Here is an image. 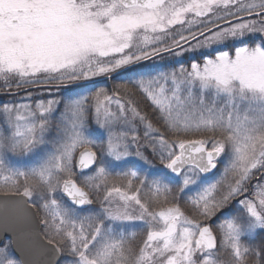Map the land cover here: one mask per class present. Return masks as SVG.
Wrapping results in <instances>:
<instances>
[{
	"label": "snow or ice",
	"instance_id": "snow-or-ice-1",
	"mask_svg": "<svg viewBox=\"0 0 264 264\" xmlns=\"http://www.w3.org/2000/svg\"><path fill=\"white\" fill-rule=\"evenodd\" d=\"M0 82V264H264V0H0Z\"/></svg>",
	"mask_w": 264,
	"mask_h": 264
},
{
	"label": "trees",
	"instance_id": "trees-1",
	"mask_svg": "<svg viewBox=\"0 0 264 264\" xmlns=\"http://www.w3.org/2000/svg\"><path fill=\"white\" fill-rule=\"evenodd\" d=\"M179 27V26H177ZM250 43L253 42V41H249ZM255 42H259V37H256L255 38ZM195 60L197 62H199L200 60V57L197 55L195 56ZM192 62V54H187L185 55L183 58H181L180 60V63L183 64L184 67L188 68L190 66V63ZM146 66L147 67H151L153 65H156L157 67H162L166 70H170L172 68H179V64L175 63V62H164L162 65L161 64H157V61L154 59L152 61H149V62H145ZM129 73L127 72H124V71H121L119 72L118 74H113L111 76V78L107 77V76H100L99 78H92V82H86V88H93V90L95 88H100V87H104L106 88L109 93L111 94V91L115 88V86L117 84H123V83H126V80L123 79L122 77H126ZM82 83H85V82H82ZM92 84V85H91ZM129 87H131V85H129ZM4 88H5V85L0 82V99H12L13 97L11 96H8V95H3V92H4ZM25 89H27V91H25ZM78 91L80 90L79 88H75V87H72V86H69L68 89H61V95H64L67 93V91ZM98 90V89H97ZM13 91H15V84L13 83ZM48 89H35L33 88L32 86H24V88H22L20 90V92L18 93V96L16 97V99H19V97H23V96H26L28 92H31L33 97L35 99H47V98H51V96H49L47 93H48ZM51 91L55 92L56 90L53 88L51 89ZM39 92H43L44 95H39L38 93ZM121 96H124L123 92H121ZM133 100L134 101H137L138 102V106L140 107V109L143 111V112H146L149 116V118L152 120L153 124L157 127H161L160 125V122L158 120H156L155 118V114L153 113V110L149 104V102H147L139 92H137L136 96L133 97ZM139 122H137L138 124ZM119 130V129H118ZM161 130L163 131L164 129L161 127ZM140 134H141V137L143 136V128L140 129ZM167 135V134H166ZM200 133H193V134H189L187 136H184L182 138H185V139H196V138H199L200 137ZM169 138H171L169 136ZM141 143H144L143 139L141 140ZM145 155L148 156V158L151 160V163L154 167V169H161L163 168V165L161 164V161L160 159L158 158V156H154L151 154V151L148 150V151H145ZM221 167V166H219ZM119 171V170H118ZM142 175V174H141ZM143 176V175H142ZM116 183L123 186L124 184L127 183L126 180H123L121 178H116ZM133 183L135 185H138V181H133ZM173 187H176V184H173ZM143 196V195H142ZM191 197L189 196L188 194H182L180 196V199H179V203L181 205V207L186 211V213L188 215H193L190 211V205H188L186 203V201L188 200V198ZM96 207H99V204L97 203L95 205ZM158 210V209H157ZM223 213L222 214H219L217 218H214L213 221H212V224L214 222L218 223L219 220L221 219ZM215 225V223H214ZM244 242L245 243H250V244H255V243H259V237H257L256 240H251L249 238H244ZM227 256V255H226ZM224 259H228V256L225 257Z\"/></svg>",
	"mask_w": 264,
	"mask_h": 264
},
{
	"label": "rangeland",
	"instance_id": "rangeland-1",
	"mask_svg": "<svg viewBox=\"0 0 264 264\" xmlns=\"http://www.w3.org/2000/svg\"><path fill=\"white\" fill-rule=\"evenodd\" d=\"M95 78H99V77H95ZM91 85H92V84H91ZM88 89H91V91L94 92V91H96L98 88H95V89L93 90V88H90V86H89ZM78 91H79V90H78ZM66 94H67V93H66ZM66 94H64V95H66ZM51 98H52V96H51ZM47 99H50V98H47ZM113 110H115V106H113ZM89 126H90L91 128H93V129L96 128V125L94 124L93 121H90V122H89ZM177 151H178V149H177ZM219 166H221V167H218L217 172H216L215 174H213V175H211V176L208 177L209 180L213 179L214 176H216V175L219 174L220 169L223 167L222 162H221V164H220ZM141 174L144 175L145 173L142 172ZM21 183H22V181H21ZM178 183H179V180H177L174 184L177 185ZM197 190H198V189H197L195 186H191L188 190H186V191L184 192V194L186 193V194H188L189 196L194 197V196L196 195ZM5 191H7V189L0 187V192H5ZM141 195H143V193H142ZM231 211H232L233 213H237V212H238L235 202H233V204L231 205ZM223 216H224V214L222 215L221 219H223ZM216 222H217V221H216ZM216 222H214V223L216 224ZM214 223H213V226H215ZM128 230H129V232H135V233H136V235H135V241H134V242H135V244H137V245H139L140 243H142L143 239L146 237V228H145V226H144L141 222H135L134 224L130 225ZM246 238H247V237H246ZM225 257H227L226 254L224 255L223 258H225ZM64 260H65V257L63 258L61 264H64Z\"/></svg>",
	"mask_w": 264,
	"mask_h": 264
},
{
	"label": "water",
	"instance_id": "water-1",
	"mask_svg": "<svg viewBox=\"0 0 264 264\" xmlns=\"http://www.w3.org/2000/svg\"><path fill=\"white\" fill-rule=\"evenodd\" d=\"M216 171V170H215ZM214 171V172H215ZM210 175H212V174H210ZM8 204V205H11V204H13V203H15V200H8V201H5V198H4V196H3V193H0V208H2L5 204ZM39 217H37V219H38ZM61 259H62V257H61Z\"/></svg>",
	"mask_w": 264,
	"mask_h": 264
}]
</instances>
